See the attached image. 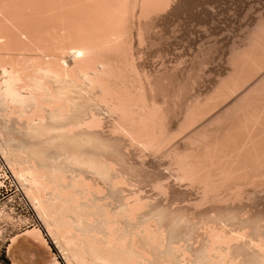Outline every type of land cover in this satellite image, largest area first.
<instances>
[{"label": "bare ground", "instance_id": "1", "mask_svg": "<svg viewBox=\"0 0 264 264\" xmlns=\"http://www.w3.org/2000/svg\"><path fill=\"white\" fill-rule=\"evenodd\" d=\"M11 1L4 0V6H14V11L4 7L11 13L2 9L0 1L1 50L13 46L12 52L23 47L25 51L38 37L33 28L39 33L43 27L56 29L61 24L63 36H52L53 45L49 33L44 35L47 40L40 31V40H47L53 49L58 42L57 50L67 52L72 60L62 65L60 58L45 57L42 64L39 57L0 54V116L8 121L7 129L1 128L12 134L11 143L0 134V151L68 264H264V215L245 208L256 202L259 206L264 199L263 12L245 32V48L233 49L227 78L204 99L188 98L178 124L180 120L175 123L177 118H172L176 110L171 113L165 104H158L152 74L138 63L140 49L135 44L145 43L147 28L153 31L155 22L182 0L177 4L174 0H95L94 4L88 0V5L82 0L87 6L82 11L76 8L78 0H63L77 3L71 5L76 11L63 2L45 9V19L43 9L58 0H44L46 4L42 0L43 9L40 0H33L38 1L36 11L30 0L34 7L18 6L27 0ZM24 5L31 17V11L43 16L24 21L21 12L18 15L26 10ZM61 5L69 9L63 11ZM13 13L23 17L21 21ZM24 22L37 25L31 28ZM26 27L35 39L27 35ZM227 103L228 108L216 110ZM102 109L110 114V121L101 117ZM180 134L186 135L184 148L175 144L167 150ZM128 145L170 157L175 180L187 182L199 193L194 192L198 199L187 205L193 212L173 211L145 196L146 180L139 175L145 162L139 159V166L132 162ZM162 182L153 181L151 187L164 197L170 189ZM27 232L43 240L40 230Z\"/></svg>", "mask_w": 264, "mask_h": 264}, {"label": "rangeland", "instance_id": "2", "mask_svg": "<svg viewBox=\"0 0 264 264\" xmlns=\"http://www.w3.org/2000/svg\"><path fill=\"white\" fill-rule=\"evenodd\" d=\"M0 1H2V0H0ZM8 1L10 2V0H6L7 3H8ZM12 1H14V0H12ZM12 1L9 4H12L13 3ZM18 1H20V0H18ZM18 1L16 0L14 2H16L18 4ZM24 1H26V0H24ZM32 1L33 0H30V3L33 5L38 3V1H36L34 4V3H32ZM40 1L42 4V2L44 0L43 1L40 0ZM47 1H49V0H47ZM76 1L77 0H75V2ZM80 1H82V0H80ZM80 1L79 0L77 1L80 5L79 7H78L77 3L76 4L74 3V1H73V3L72 2H70V3H71V5H77V7L76 6L75 7L77 9L80 8L79 11L80 10L82 11V8L87 7L86 5H88V2L89 1L91 2L92 0H89V1L84 0L86 5L83 1L82 2H80ZM105 1H102V2L105 3ZM26 2H28V0ZM26 2H24V3L22 2V3L18 4V6L19 5L21 6V4H22V7H23V4L29 5V2L28 3H26ZM46 2H45V4H46ZM50 2H51V0H50ZM63 2H64L63 0L62 1L58 0V1H55L54 3H53V1L51 3L48 2V5H46L47 8H44V9H43L44 3L41 5L39 2V4L42 6V7L41 6L40 7L43 9V15L44 16L42 15V12H41L42 9L41 8H40L41 11L37 10V12L38 11L41 12V13H39V15L41 14L44 18L45 17V13H44L45 9H48L51 6H55L56 4H57V6H58V4L60 6L61 3L63 4ZM98 2H101V0H99ZM98 2H96V3H98ZM172 2H173V4H177L178 0H174ZM180 2H179L180 4L174 6V9L172 8L173 12L171 11L170 13L165 14V17L162 15V18L161 17L159 18L161 21L158 19L155 22L153 31H152V29H151V31H149L148 28H147L148 32L145 30L144 33L147 32L148 34H145V37L147 36L146 39L144 38L145 40H143V42H145V43H143V44L141 43V46L139 44V46L141 48H139V46L137 47V43L135 44L136 50L138 51L140 49L139 52L142 53V54H140V53L138 54V58L140 59V60L138 59V61H139L138 63L141 65V67L145 70L146 73H148L149 75L152 74L151 76H152V80H154V86H155L154 87V90H155L154 95H155V98H157L156 100L158 101V104L160 103L159 105L162 107L164 106L163 104H165L167 107L165 106L164 108L168 111L171 110V113L174 110H176L173 113L174 115L172 114L173 119H176L177 117H180V116L183 117V115H181V114H183V112H184V108H185L184 106L187 104V102L191 99L192 96H201V98L199 97V99H201V100L204 99L202 97H206V95L209 92H211V89L214 88V86L217 84V82L221 81V79L223 77L225 78L229 71L231 72L232 66H231V64L230 65L228 64L229 59H232V57L234 56L233 53H234V51H236V48H240L241 51H242V49H241L242 47L245 48V46H246L245 37L247 34V33L245 34V32H248V30H250L251 28L254 27V25H255L254 17H257L262 12L264 14V0H192V1L182 0ZM7 3H6V6H4L5 2L3 0L2 9H4V10L6 8L14 9L13 8L14 6L8 5ZM16 3H14L13 5L17 6ZM52 3L54 5H52ZM82 3L84 5H81ZM92 3L94 4L95 0ZM66 4H64V5H66L68 7L71 6L67 2H66ZM101 4L103 5V3H101ZM101 4L99 3V5H101ZM7 5H8V7H7ZM36 5H38V4H36ZM36 5H35V8L33 10L39 8V7L36 8ZM30 6L31 5H29L28 8ZM4 7H6V8H4ZM24 7H26V6L24 5ZM31 7H34V6H31ZM61 7H62V5H61ZM71 7H72L71 9L73 11H76L75 7H73V6H71ZM175 7H176V9H175ZM58 8L56 10V8L52 7V9L59 11V12L60 11L62 12V10L64 11L65 9H69L67 7L66 8L62 7V10H60V8L59 9ZM212 8H213V10H211ZM12 9H11V11H14ZM16 9H18V8H16ZM22 10H20L18 12V15L21 12L20 15H23L24 18L18 17V15L16 13H13V16L17 15V18L19 19V20H17L15 18V20L17 22L21 21L20 18H23L25 21V19L27 20L28 18L29 19H31L32 17L34 18V16L36 17L38 14L35 12L36 10L34 12L31 11V13H33V16L31 17L29 15L30 14L29 9H28L29 12H27L28 11L27 7H26L25 11L24 10L22 11ZM6 11H9L8 13H11L10 10L6 9ZM48 11H50V8ZM56 11L53 12V14L56 13ZM73 11H71V12H73ZM212 11H214V12H212ZM16 12H17V10H16ZM22 12H23V14H22ZM65 12L61 13L62 18L65 16L64 15ZM67 12H69V11H67ZM209 12H210V14H209ZM4 13H5V11H4ZM49 13H51V12H49ZM25 14H27V16H30V17L25 18V16H26ZM70 14H72V13H70ZM47 15L49 16V14L46 12V16ZM55 15L57 16V14H55ZM38 16L36 17L37 19H38ZM48 16H47V18H49L51 20L52 16L51 17H48ZM59 16H61V15H59ZM67 16H69L68 13H67ZM37 19H35V20L37 21ZM41 19H40V21H41ZM54 19H55V16H54L53 20ZM60 19H61V17H60ZM32 20H30V21L32 22ZM55 20H57V19H55ZM51 21H49V22L51 23ZM20 23H23V21ZM36 23H38V22H36ZM53 23H54V21H53ZM24 24H25V22H24ZM27 24H25V25L27 26ZM41 24L43 25V22ZM47 24H48V22H47ZM47 24H45V25H47ZM36 25L33 24L32 26H36ZM20 26H21V24H20ZM30 26H31V24H30ZM30 26L28 24V27H30ZM32 26H31V28H33ZM58 26H60V27H58L56 29L54 28L55 30L52 27L50 29L49 26L41 28L43 31L40 30V28H39V30L42 33L40 31H39V33L37 32L38 31L37 27H35V29L37 28L36 30L33 28V30L35 31V32L33 31L34 33L32 32V29L29 30L28 27H26L28 29L25 31H26V33L28 32V30L30 32H32V34H34L35 38L37 36L40 37L39 39H38V37L36 38V39H38V42H41L40 44H42V42L44 43V40L41 41L42 40L41 35H43V37H44V35L47 36L49 33L48 37H50V36L51 37L48 38V39H50L48 42L50 44H52L50 42L51 40L53 43H55L53 41L55 39H53L52 36L56 37L59 35V33L62 34V32L64 31L63 28L61 27V24L60 25L58 24ZM247 27H249V28H247ZM20 28L23 29V27H20ZM44 28H45V30H44ZM46 28H48V29H46ZM172 28H173V30H172ZM61 29L63 31H61ZM157 29H159L160 31ZM46 30H47V33H46ZM20 31L22 32V30H20ZM53 32H54V34L56 32V34L54 35ZM40 33H41V35H40ZM35 34H36V36H35ZM24 35L27 36L28 33H27V35L26 34H24ZM64 35H65V33H64ZM28 36H31L32 39H35V38H33V35H28ZM60 36L61 35H59V37ZM62 36H63V34H62ZM62 36H61V38H62ZM45 37L43 39H47ZM209 37L210 38L212 37V38L210 39ZM36 39L34 40V43L36 42ZM242 39L243 40L245 39L244 40L245 42L242 41ZM47 40H45L46 42L44 44H45V46L47 45L48 47H45L44 44L39 45V44H37L38 42H36L35 44L34 43L30 44V46H28L29 44L28 45L26 44L28 49L32 48L31 51H28V49H25V51H23L24 47L22 48L23 50L19 49L20 52L21 51L23 52V54H22V52L20 54V52H18L19 50L12 52V50L14 48L13 46H12V50L10 47V49L8 50L9 52L7 50H1L0 49V54L2 53L6 57L10 56V55H17V56H20L22 59H24L26 56L27 57L30 56V58H32L31 56H33L34 59H37L36 57H39L40 59L39 58L38 59L40 60L41 63L45 61V59L43 61L41 60L45 57L46 58L52 57L54 59L60 58V60H58V62L60 64L65 62L62 65H64V64L70 65L72 63V60L70 59L71 58L70 54H68L67 52L61 54L60 53V52H62L61 49L59 51L56 48L57 45H59V43L57 42L55 45L56 46L55 49H53V47H54V46H52L53 44L52 45L48 44ZM30 42H28V43H30ZM242 42H244L243 46L241 45ZM36 44L39 48L36 49L37 46H35V50H36V52H35L33 45H36ZM142 45H144V46L142 47ZM22 46H25V45L22 44ZM40 46H41V48H40ZM29 47H31V48H29ZM42 47L44 50L46 49V51L44 53H42V51H44V50L40 51L42 49ZM50 47H52V48H50ZM58 47H60V46H58ZM16 48L18 49V46H16ZM231 49H232V51H231ZM233 49H234V51H233ZM37 50L40 51V53L42 55L41 54L39 55V52ZM47 50L51 53V55L49 52L46 53ZM55 50L57 52H55ZM200 50H201V52H200ZM24 52H26L27 54ZM28 52H30V53H28ZM16 53H19V54H16ZM31 53H32V55H31ZM56 53L59 55H56ZM236 53H235V55H236ZM238 53H237V55H238ZM66 54H68V55H66ZM231 54H232V56H231ZM7 59L9 61V57ZM31 60L28 61L30 64H33L34 62L37 63L36 60H34V62H30ZM24 61H27V58ZM60 61H62V62H60ZM40 62H39V64H41ZM230 62H231V60H230ZM21 64L27 66L26 63L23 61H21ZM189 71H191V73ZM180 87H181V90L179 91ZM182 92H183V94H180ZM158 93H159V95H157ZM176 96H177V98L175 99ZM188 98H190V99H188ZM164 102H166V103H164ZM177 102H179L180 104ZM184 102H186V103H184ZM228 103H227V105H225V107L221 106L220 108H217L216 110L221 112L223 108L224 109L228 108V107H226V106H228ZM182 109H183V111H181ZM102 110H101V117L104 120L105 119L108 120L111 117V116L109 117L110 114L106 110H104V109H102ZM218 111H216V112H218ZM214 112H213V114H216ZM178 115H180V116H178ZM1 116L3 117V115H1ZM1 116H0V129H1L0 131L3 130L1 127H4L7 129V126H8V124H7L8 121H7V119H5L6 117L2 118ZM211 116H214V115H211ZM180 118L179 119L177 118V120H174V122L176 121L175 123H177L180 120L181 122L179 121L178 124L182 123L183 118L182 119H180ZM110 119L108 121H110ZM4 121L5 122L7 121V122L5 123ZM177 125H175L173 128L176 129ZM6 129L3 131L7 132ZM3 131L0 132V134H1V137H2L4 142H5V140H7V136H8V138H9V136H10V138H12V134H11V132H9V130H8V132L10 134L6 133V132L3 133ZM2 135H4V136H2ZM185 136H186L185 134L177 135L174 138L177 141L172 140V144L174 143L173 147H171L172 144L170 143L169 146L166 147L167 150H168V147H170L169 149L177 147L176 146L177 144L179 145V147H181V149H183L185 146L183 141L186 140ZM10 138L7 140V142H9V143L12 142L11 141L12 139L10 140ZM182 146H183V148H182ZM137 148H136V145L135 146L134 145H128L127 146L128 150L126 149V151L128 152L130 160L132 162H135V164H137L138 166L141 165L142 162H145L143 164L145 165L146 169L139 167V168H141V169H139V175H141L142 178L144 180H146L145 185H144L145 196L149 197L151 202H156L157 204H160V205H162V206H164L170 210L178 211L179 209H182L181 211L185 212V213L193 212L192 211L193 209L191 210L190 209L191 207L189 208L188 206L190 205L191 201L194 202L195 200L198 199L199 196H197V195L199 193H197L196 188L189 186V184L187 182L185 183L184 181L182 182L179 180H175L176 177H174L175 175H173V174H175V172H174L175 170L173 169L172 166H169L170 160H168V158L170 159V157L166 158L167 157L166 155L161 156L163 154H160V155L158 154L159 156L155 155L156 157L151 154L152 155L151 156L150 152H146V151L140 152V150H139L140 148L139 149H137ZM141 153H143L144 156L141 155ZM144 153H147V154H144ZM137 154L141 158L139 156H137ZM156 158H158V159H156ZM164 158L167 160H163ZM139 159H141V162H140L141 164L138 163ZM160 159H162V160H160ZM22 162L25 163V161H22ZM170 168H172V169H170ZM141 170H144V171L141 172ZM172 171L174 173H172ZM158 179L161 182L163 180L164 182H162V183H166V185H168L170 190H168L169 193H167L166 195H168L169 197H166V195H164V197L163 196L161 197L159 194H158L159 195L158 196L157 192L155 190H152L153 188L151 187L152 186L151 184H153V181H158ZM135 188H137V187H135ZM192 188L195 189V191L194 190L192 191ZM131 189L134 190V188H131ZM194 192L197 193L196 196H195ZM13 197H15V194L11 191L5 192L4 194L1 193L0 194V207L4 208L5 210L7 207L11 208V207H9V204H11L10 203L11 199H14ZM192 198H193V200H192ZM194 198H196V199H194ZM261 200H260L261 203L259 201L260 207L258 206V203L256 202V204L253 203L254 206L252 204L251 205L249 204L248 206H246L245 207L246 210H248V211L253 210L255 212V214H263L264 215V199H261ZM188 203H189V205H188ZM60 209H61L60 213H62V212L64 213L65 209H63V210H62V208H60ZM19 212L20 211H18V214H20ZM22 224H24V221L22 222ZM43 225H45V224L43 223ZM44 227L46 228V225ZM33 229H36V228L28 229L27 227L21 226L20 228H18L16 230L7 231L5 234H3L2 237H0V264H68L63 253L60 252V249H58V245L56 243H54L55 241H53V238H51L50 235H49V237H45V233L44 232L42 233L40 231L42 234L41 238H43V240H45V242H46L45 243L43 240L39 239V237L37 238L36 235L33 236L27 232V231H31ZM36 230H39V229H36ZM46 230H47V228H46Z\"/></svg>", "mask_w": 264, "mask_h": 264}, {"label": "built area", "instance_id": "3", "mask_svg": "<svg viewBox=\"0 0 264 264\" xmlns=\"http://www.w3.org/2000/svg\"><path fill=\"white\" fill-rule=\"evenodd\" d=\"M8 191L13 192L15 197L11 199V204H9L11 208L7 207L5 210L0 207V237L7 231L16 230L21 226L28 229H39L42 233H45V237H49L33 203L27 197L0 151V194ZM18 211H20V214H18ZM23 221L24 224H22Z\"/></svg>", "mask_w": 264, "mask_h": 264}]
</instances>
